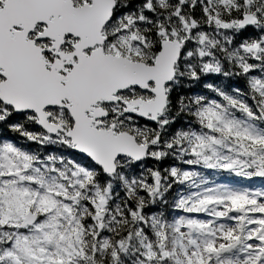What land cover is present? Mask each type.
Wrapping results in <instances>:
<instances>
[{"label": "snow or ice", "instance_id": "1", "mask_svg": "<svg viewBox=\"0 0 264 264\" xmlns=\"http://www.w3.org/2000/svg\"><path fill=\"white\" fill-rule=\"evenodd\" d=\"M0 264H264V0H0Z\"/></svg>", "mask_w": 264, "mask_h": 264}]
</instances>
